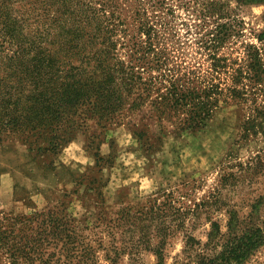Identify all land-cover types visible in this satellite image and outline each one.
I'll list each match as a JSON object with an SVG mask.
<instances>
[{"label": "rangeland", "instance_id": "1", "mask_svg": "<svg viewBox=\"0 0 264 264\" xmlns=\"http://www.w3.org/2000/svg\"><path fill=\"white\" fill-rule=\"evenodd\" d=\"M168 7L171 49L186 67L209 66L206 34L217 24L239 31L224 39L221 55L245 65L249 47L264 53L262 0H169ZM254 107L231 99L196 133L179 132L174 117L160 126L151 107L119 123L89 119L58 155L35 157L15 136L0 141V264L12 263L11 237L32 248L17 264H158L157 251L167 264H183L189 253L197 264L235 230L264 227V113ZM50 215L71 220L79 250L92 252L61 249L64 239L48 235L43 222ZM39 234L50 242L36 251ZM241 264H264V245Z\"/></svg>", "mask_w": 264, "mask_h": 264}, {"label": "trees", "instance_id": "2", "mask_svg": "<svg viewBox=\"0 0 264 264\" xmlns=\"http://www.w3.org/2000/svg\"><path fill=\"white\" fill-rule=\"evenodd\" d=\"M168 1L0 0V141L15 136L37 152L35 157L58 155L87 120L119 123L126 113L145 107H151L160 126L174 117L179 132L193 133L206 128L231 99L251 100L254 112L264 113V105H258L264 53L249 47L245 65L221 55L224 39L239 31L225 26L222 32L217 24L206 34L209 66L186 67L171 49ZM143 129L135 130L141 138ZM146 143L147 150L153 147ZM43 222L48 235L64 239L61 249L92 252L84 246L79 250L71 220L50 215ZM39 236L36 251L50 242ZM10 239L11 264H17L32 248ZM262 245L264 227L235 230L221 251L199 254L197 264H241ZM156 254L158 264H167L161 251ZM185 261L196 260L189 253Z\"/></svg>", "mask_w": 264, "mask_h": 264}]
</instances>
